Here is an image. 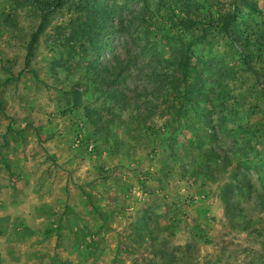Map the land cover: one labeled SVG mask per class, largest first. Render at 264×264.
<instances>
[{"label":"rangeland","instance_id":"1","mask_svg":"<svg viewBox=\"0 0 264 264\" xmlns=\"http://www.w3.org/2000/svg\"><path fill=\"white\" fill-rule=\"evenodd\" d=\"M247 2L253 31L264 30V0ZM243 7L242 0H0V264H264V163L239 167L264 158V103L256 101L264 83H248L244 65L229 83L230 98L234 85L244 96L222 109L227 137L200 169L184 149L214 110L190 123L185 112L198 95L174 116L162 111L179 105L174 86L168 95L145 88L152 70H176L180 51L203 31L209 44L194 47V63L233 57L217 19ZM89 19L111 20L102 49L74 39ZM152 59L154 68L144 67ZM132 62L116 85L100 86ZM173 117L182 130L175 149L163 128ZM238 126L254 128L245 151L241 137L231 150ZM208 140L195 139L193 151L209 154ZM230 185L236 196L223 200Z\"/></svg>","mask_w":264,"mask_h":264},{"label":"trees","instance_id":"2","mask_svg":"<svg viewBox=\"0 0 264 264\" xmlns=\"http://www.w3.org/2000/svg\"><path fill=\"white\" fill-rule=\"evenodd\" d=\"M242 2L244 4L243 9L248 10L249 12L248 13L249 18L246 19L243 23L242 22L237 23V21L241 16L240 13L243 14L244 10L240 12L237 8L226 10V12L222 13L221 16L217 19V22L220 25V29L218 30L217 35L220 36L223 39V41H225L227 52L232 53L233 57L231 55H228L227 57L215 56L206 59L204 58V60L201 62L198 58V61L194 63L192 61L193 57L195 56L194 47L197 45L204 46V44L206 45L209 44L207 41V34L204 33L203 31V35L195 37V39L189 43V45L185 50L180 51V58H178L179 64H177L176 70L169 71L168 67H162L160 71H157L156 69L152 70L151 71L152 73L148 77H145V88L150 89L151 91L161 90L162 91L161 94L168 95L170 94V92H168V89L171 86H174L175 90L178 92L179 96H176V101L177 102L179 101L178 102L179 105L168 106L164 109L161 108L162 111L164 112L169 111L174 115L175 109L178 108L177 114H180L183 108H185V104L187 105L188 103H190L192 101L193 96H195V94L198 95L199 100L197 101V103H195L192 106L191 110L185 109L187 111L185 112V114H187V119L190 123H192L194 119L195 120L198 119V114L205 112L206 108H210L211 110H214L212 116L211 114L209 115L210 120L203 121L197 130L192 131L193 132L192 138L188 140V145L186 146V149H184L186 150L185 151L186 154H191L189 155L190 158L189 166L193 165L196 166L198 169L202 168L204 164H207L208 160L212 158L213 144H216L218 139L220 138L222 139V137H227L226 130L223 128V126L225 125V116L220 114H223L222 109L230 106L229 104L231 102V99H234V101L237 102L240 96H244V93H242V89L244 88L242 86L234 85V89H233L234 95L236 94L234 90H237V95H235L234 98H230V94L227 91L229 89L230 82L237 84V80L239 79V73H241L240 70H242V66L243 65L245 66L246 69L245 71L249 75L248 83H252V84L260 83L259 85L264 83V54H263L264 52L262 51L263 46L261 43L262 41H264V30L261 27H258L259 31L257 32L253 31V27L250 24L251 22L250 17L253 14V12H255V8L252 5H250L247 2V0H242ZM53 8L54 6L50 8L46 13H52ZM198 10L199 8L196 11ZM42 17L43 20L40 25L38 34L42 32V30L45 28V24L47 23L46 14L43 15ZM117 18L120 24L124 22V19H122L121 17L118 16ZM110 22H111L110 19L108 20L89 19L86 21H82L74 28L76 33L74 35V39H76L77 36H79V40H78L79 43H86L87 45L90 46V48L93 47L96 48V50L102 49V45L100 46L98 44L101 36L103 35V31L105 29H108L110 32L114 31L112 26L109 24ZM181 24L186 26L187 28H191L193 27V25L197 26L200 23L193 24L190 20H184V21L182 20ZM32 43L30 44L29 52H31ZM144 50L146 51L147 47H144L143 51ZM234 60L235 62H233ZM28 61H29V56L27 57V62ZM95 62H98L100 64V61L98 59H95ZM154 63H155L154 59L148 60L146 61L144 67L151 68ZM199 63L202 64V68L200 69L198 68L200 66ZM132 64L133 62L128 64L122 63L118 68L119 72L118 73L113 72L112 79L101 81L100 86L109 88L113 85H116L119 74L122 73V71L124 70L128 71V69L132 66ZM169 64L174 65V62L173 63L169 62ZM96 68L98 70V67ZM138 68L141 69L139 70L142 73V63L140 64V61L138 62ZM250 76L255 77L254 81L250 82L252 80ZM203 77H205V81L202 80ZM123 80H126V78L124 77ZM201 80L204 81V84L202 87L199 88L198 86ZM245 87H247V85H245ZM253 87L251 88L248 87L246 92L250 94L251 89ZM153 96L154 93L152 97ZM155 99L153 98L150 101L151 104L155 102L154 101ZM263 100H264V95L259 96L256 99L259 105L264 103ZM173 118L174 119L168 120L166 124H164L163 128L165 132L172 133L171 138L173 140V144L171 145V148L175 149V146H177L175 143V139H177V136L175 134L178 132L182 133V130L180 129L179 126L175 128L171 126L173 125V122L175 121L178 122V120L175 117ZM187 130L190 131L191 128H187ZM253 130L254 128L244 129L242 126H238L235 130H233L232 131L233 135L235 137L238 136V139L234 141L231 150L234 149L236 151L235 149L236 145L240 144L239 137H241V140L244 141V148L242 149L243 151H245L247 148H251L252 140L251 138H249V136L252 135ZM200 132L204 133L202 137H204L207 140L208 139L210 140L208 141L210 142L212 149L209 150L208 152L209 154L205 153L203 148L196 149V151H193V147L195 145V139L202 138L199 135ZM257 139L259 141L261 140V137L258 135ZM178 150L179 149L177 147V151ZM207 158L209 159L206 161L207 162L206 163L203 161V159H207ZM261 163H264V158L259 160L258 163L252 161L249 165L247 164V161H242L240 162L239 167L244 168L246 166V168L248 167L251 170H255L257 166L260 165ZM221 164L219 166L223 167L225 170H228L227 167H230L228 163L226 164L221 163ZM224 165L226 167H224ZM235 175H236L235 177L237 178V174ZM237 188L238 187L234 185L226 186V190L223 191V195H222L223 200H228V199L232 200V198L234 199V195L236 196L238 190ZM178 249H182V247H178Z\"/></svg>","mask_w":264,"mask_h":264}]
</instances>
